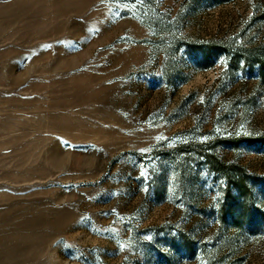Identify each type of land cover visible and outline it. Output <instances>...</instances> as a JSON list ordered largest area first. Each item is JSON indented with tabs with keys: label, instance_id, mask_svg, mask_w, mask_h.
Segmentation results:
<instances>
[{
	"label": "rangeland",
	"instance_id": "rangeland-1",
	"mask_svg": "<svg viewBox=\"0 0 264 264\" xmlns=\"http://www.w3.org/2000/svg\"><path fill=\"white\" fill-rule=\"evenodd\" d=\"M0 264H264V0H0Z\"/></svg>",
	"mask_w": 264,
	"mask_h": 264
}]
</instances>
